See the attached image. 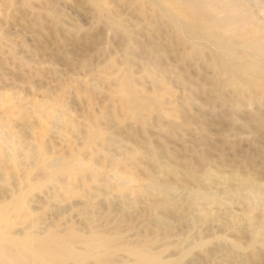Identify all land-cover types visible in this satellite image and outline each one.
Instances as JSON below:
<instances>
[{"label": "rangeland", "instance_id": "374dc122", "mask_svg": "<svg viewBox=\"0 0 264 264\" xmlns=\"http://www.w3.org/2000/svg\"><path fill=\"white\" fill-rule=\"evenodd\" d=\"M243 1L252 23L238 38H264V0ZM102 3L119 27L88 0H0V204L23 191L27 202L8 231L145 241L161 264H264V89L226 82L167 14ZM125 76L159 112L131 116ZM63 160L97 184L62 174L26 191Z\"/></svg>", "mask_w": 264, "mask_h": 264}, {"label": "bare ground", "instance_id": "6f19581e", "mask_svg": "<svg viewBox=\"0 0 264 264\" xmlns=\"http://www.w3.org/2000/svg\"><path fill=\"white\" fill-rule=\"evenodd\" d=\"M88 1L94 4L95 10L98 13L104 14L108 27L117 28L120 26L119 21L109 13L107 8L103 5L102 0ZM222 1L223 0H135L138 4L147 5L154 11H159H156L158 14L161 13L163 15L167 14L168 17L170 16V19H168L166 15L167 19L174 25L176 32L181 36V39H192L194 42L203 43L208 47L213 65L218 72L220 71L225 75L226 82H229L238 89L244 88L243 86H255L264 89V53H261V50L264 48V38H238L241 29L251 21L252 14L246 3H243V0V2L240 0H226V3ZM23 2L27 3V0H23ZM50 18L54 19L53 21L55 23L58 21L54 15L50 16ZM250 23H252V21ZM241 34H243V32ZM263 34L264 31L260 35ZM131 84L132 82L129 77H126L122 81L126 95L124 99L126 102H124L127 104L126 107L132 112L133 115L131 116H135L137 120L142 122L144 121V117L142 116L144 112H159L161 106L159 102L160 99L158 100L157 97L140 96L139 94L141 93H137ZM89 136L91 137L90 134ZM38 150H41V153L42 147ZM39 151H37V153ZM72 160L60 161L61 163L56 169L51 170L48 175L47 173L45 174V177H47L43 182L35 185H30L28 183L26 191L30 188L40 189L45 182L53 181L56 179V176L62 174L68 176L78 174L76 175L77 178L83 174H87L89 176L86 175V177L94 184H97L100 178L98 179V174L96 172L88 171V168L85 169L83 165H77L73 163L74 161L72 162ZM1 162H4V160ZM42 163L43 160L41 156L37 155L32 168L40 167ZM163 169V167L159 168L161 172ZM40 170L42 173L41 168ZM29 171L26 172L29 173ZM169 172L170 175L176 173L173 169ZM27 173L24 182L28 180ZM80 179L82 178L80 177ZM70 185L71 184L68 186ZM24 187L22 189H24ZM24 193L23 191L20 194L14 195L11 201L7 200L10 201L8 204H0V264H70V262L71 264H84V260L87 258L93 259L97 264H161L159 255L150 252L145 241L138 242L135 245L123 246L117 242L116 237L106 236L93 231H91L85 239L79 241L73 240L77 239L78 235L71 229L63 234L55 231H48L43 236L39 234L35 235L30 232H24L20 237L13 236L8 231V228L14 225L16 218L18 221L20 220L18 214L23 209L24 203H27L25 202ZM10 211H12L13 214H11ZM254 230H256L255 233L258 237L260 236L259 234L263 232H260V227H258V229L254 228ZM251 239H257V237L254 236L251 237ZM75 244H80L82 246L84 254H79L75 251ZM119 253H123L126 257H130L131 262L125 263L122 260H116Z\"/></svg>", "mask_w": 264, "mask_h": 264}]
</instances>
